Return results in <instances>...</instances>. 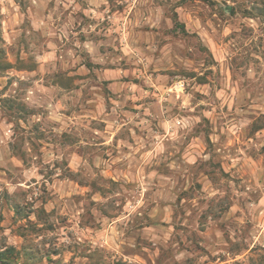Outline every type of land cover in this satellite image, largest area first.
<instances>
[{"label": "rangeland", "instance_id": "1", "mask_svg": "<svg viewBox=\"0 0 264 264\" xmlns=\"http://www.w3.org/2000/svg\"><path fill=\"white\" fill-rule=\"evenodd\" d=\"M0 264H264V0H0Z\"/></svg>", "mask_w": 264, "mask_h": 264}]
</instances>
